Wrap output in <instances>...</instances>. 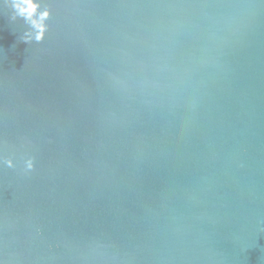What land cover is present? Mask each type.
<instances>
[{"label":"water","instance_id":"obj_1","mask_svg":"<svg viewBox=\"0 0 264 264\" xmlns=\"http://www.w3.org/2000/svg\"><path fill=\"white\" fill-rule=\"evenodd\" d=\"M46 2L0 5V260L264 264V0Z\"/></svg>","mask_w":264,"mask_h":264},{"label":"clouds","instance_id":"obj_2","mask_svg":"<svg viewBox=\"0 0 264 264\" xmlns=\"http://www.w3.org/2000/svg\"><path fill=\"white\" fill-rule=\"evenodd\" d=\"M0 5L10 9L9 23L14 24L22 20L26 25L19 39L25 43L39 44L44 41L49 30L48 20L52 15L51 7L46 0H0ZM5 142L0 140V167L15 168L16 163L12 155H4ZM35 169V157L27 156L23 159L22 173L31 175ZM0 264H4L0 260Z\"/></svg>","mask_w":264,"mask_h":264}]
</instances>
